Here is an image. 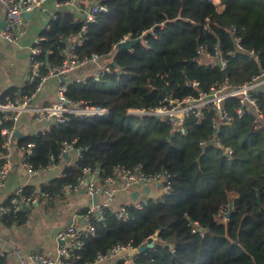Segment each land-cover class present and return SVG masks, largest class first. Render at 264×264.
Wrapping results in <instances>:
<instances>
[{"label": "trees", "instance_id": "trees-1", "mask_svg": "<svg viewBox=\"0 0 264 264\" xmlns=\"http://www.w3.org/2000/svg\"><path fill=\"white\" fill-rule=\"evenodd\" d=\"M221 1L222 12L213 0H79L57 11L41 33L43 60L60 66L66 59V39L74 40L82 32L78 9L87 11L95 2L106 5L108 11L88 24L77 53L81 59L91 54L107 57L114 70L96 82L78 73L86 67L79 68L65 83L68 98L105 107L108 117H70L18 140L20 148L34 144L28 162L35 169H47L52 156L57 163L62 142H75L80 151L73 165L41 189L61 190L82 177L86 168L98 172L100 184L119 166L141 168L146 174L166 172L170 180L169 192L148 199L142 208L126 205L125 219L113 209L104 210V221L93 215L96 232L86 240L78 264H93L118 244L149 246L135 257V264H264V130L254 129V116H236L238 101L231 99L226 106L232 120L217 134L211 114L189 119L180 130L157 116L128 114L130 109L158 107L169 93L176 98L196 94L186 82L199 81L201 90L208 91L224 77L239 86L264 70V0ZM151 29L156 35L149 33ZM235 35L241 36L244 51L232 56ZM126 36L138 42L131 49L113 51ZM201 45L212 54L220 48L227 59L225 71L197 54ZM78 77L85 81L78 82ZM33 90L29 86L26 93ZM16 94L10 91L0 100ZM257 99L264 114V94ZM216 137L233 149L232 158L216 146ZM33 189L24 188L23 193ZM231 198L234 208L226 219L223 213ZM26 219L22 211L3 221L12 225Z\"/></svg>", "mask_w": 264, "mask_h": 264}, {"label": "built area", "instance_id": "built-area-1", "mask_svg": "<svg viewBox=\"0 0 264 264\" xmlns=\"http://www.w3.org/2000/svg\"><path fill=\"white\" fill-rule=\"evenodd\" d=\"M4 7L5 25L1 30V37L11 45H19L24 38L28 22L25 19V14L44 8L51 2L59 10L65 6H75L79 0H68L61 2L59 0H0ZM204 1V0H201ZM106 5L99 2L93 5L78 17L83 22L81 34L74 40L68 37L69 42L66 50V59L60 66H51L46 63L42 56L43 48L40 46L45 41V37L38 36L34 40L31 47V72L28 78V85L33 86L32 93L16 94L13 98L8 97L5 101L0 100V190L3 189L11 174L13 163L11 160L12 148L14 147L16 136V125L20 117L25 114H31L36 121H48L52 123H65L70 117L80 119L89 118H105L108 117L109 111L105 107L96 106L88 101H76L68 98L67 86L62 84L57 91L56 101L50 105H34L36 94L40 92L51 77L56 76L55 73L68 77L73 71L87 66H96V72L91 76L96 82H100L105 75L113 73L111 63L107 57H102L98 54H91L84 58H79L77 48L82 45L88 24L96 22L100 12H106ZM56 18V13L52 16ZM48 28V27H47ZM237 29L234 27L232 33L235 34ZM147 31L143 33L144 35ZM149 33L156 35L154 29ZM140 38L145 45H149L147 39ZM136 39L126 36L118 44L113 45L115 51L120 44L132 42ZM235 49L230 54L235 56L239 52L244 51L242 38L239 35L234 36ZM215 54L207 51L205 46L197 48V54L200 57L206 58L213 65H218L221 70L225 71L227 67V59L220 50L215 48ZM251 57L255 61H259V56L251 51ZM46 69V72L43 69ZM57 77V76H56ZM78 82L85 81L83 78H77ZM187 87L196 91V94L188 95L183 98H176L168 94L161 104L152 109H130L129 115L139 116H157L162 118L168 125L175 130L183 129L187 121L191 118L198 120L203 119L206 114H211V125L218 134L220 129L228 125L232 117L226 106V102L231 99H237L238 107L236 108V116L243 118L245 116H254V129L264 130V114L261 110L257 96L264 94V70L253 76L250 81L239 86H233L228 82L227 77L222 81H217L211 85L208 91L201 90L199 81L186 82ZM217 147L223 148L225 153L232 158L233 149L225 147L219 137L215 138ZM205 142H201L200 146H204ZM34 144L30 143L26 148H22L23 162L30 174H37L43 169H35L28 159L33 156ZM76 150L75 142H62L59 158H64L71 151ZM51 164L55 162V157H51ZM120 180L125 188L132 187L144 188L146 186L156 185L161 181L162 194L168 193L170 190L169 175L166 172L154 174H146L141 168L134 170L125 167H117L113 177H108L100 184L98 172L96 170L86 168L84 174L75 183L65 186L63 189L53 193L43 191L41 189H33L30 193L24 194L23 190H19L11 196L8 203L0 205V221L7 216L17 215L24 211L25 207L36 204L39 200H48L53 197H61L67 191L81 192L85 191L91 197L98 195L102 189L104 200L90 206L83 214V224H70L61 229L57 234L58 247L57 256L55 258L39 254V253H24L20 248L12 249V252L17 256L19 264H78L81 259V252L85 247L86 240L96 232V226L93 222V215L98 221H104V210L113 209L116 215L125 219L127 216L126 205L118 209H114L113 203L116 199V191L113 184ZM145 201H140L134 205L137 208H142ZM197 224V223H196ZM196 228V227H195ZM194 232L197 231L193 229ZM8 250L0 248V258H6ZM139 254V248L133 247L130 244H118L111 248L106 254H99L95 263L111 258H119L122 264H135V257ZM127 256V257H126ZM94 264V263H93Z\"/></svg>", "mask_w": 264, "mask_h": 264}, {"label": "crops", "instance_id": "crops-1", "mask_svg": "<svg viewBox=\"0 0 264 264\" xmlns=\"http://www.w3.org/2000/svg\"><path fill=\"white\" fill-rule=\"evenodd\" d=\"M213 2L219 12L225 9L221 0H213ZM57 11L58 9L52 2L35 11L27 19V31L21 43L11 45L1 37V30L5 25V14L0 1V98L10 91L24 94L29 89L27 81L31 72V47L35 38L41 36L43 30L48 27L50 20L53 19L52 16ZM78 12L80 16L82 14L80 9ZM84 71L83 78L90 77L96 72V66H88ZM61 85L62 82L58 77H51L44 88L36 94L34 105H50L55 102L57 91ZM51 124L52 122L48 121H36L31 114L25 113L16 125V132L21 135V138H24L45 131ZM21 138H17L12 148L13 168L6 186L0 190V205H4L11 196L24 188L41 189L44 185L60 177L64 168L73 165L80 155L79 150H73L47 169L37 174H30L23 162L22 148L18 146V140ZM113 187L116 191V199L113 203L115 209L146 199L157 198L162 193L157 185L146 186L149 187V194L146 193V187L127 189L120 180H117ZM103 200L104 196L100 193L95 202L94 196L91 197L84 190L77 193L67 191L61 197L41 199L36 204L29 206V210L24 209L27 219L23 223L7 225L3 221L4 219L1 220L0 248L8 250L5 264H19L17 256L12 252L14 248H20L24 253L34 252L55 258L57 256L58 232L72 223L83 224L84 212L90 206ZM94 264H122V262L119 258H111Z\"/></svg>", "mask_w": 264, "mask_h": 264}, {"label": "water", "instance_id": "water-1", "mask_svg": "<svg viewBox=\"0 0 264 264\" xmlns=\"http://www.w3.org/2000/svg\"><path fill=\"white\" fill-rule=\"evenodd\" d=\"M33 13H35V11L30 12V13H26L25 16H24L25 19L27 20ZM4 24H5V22H4ZM137 42H138V40L137 41L123 43V44L119 45V48H121V49H131V47ZM55 75L61 80L62 84H65V83H67L69 81V77H64V76L58 74L57 72L55 73ZM16 136H17V138H21V135L18 132H16ZM156 185H157V187H160L161 186V181H158ZM145 190H146V193L149 194V187H146ZM99 193L102 194V189H100ZM94 198H95V202H96L97 195H95ZM233 208H234V198H231L230 202H229L228 212L223 213V216L226 219L230 218V216H231V214L233 212ZM25 210H29V208L25 207ZM157 235H158V231L156 232L155 236H157ZM148 248H149L148 245L141 246L139 248V254H142V253L146 252L148 250Z\"/></svg>", "mask_w": 264, "mask_h": 264}, {"label": "rangeland", "instance_id": "rangeland-1", "mask_svg": "<svg viewBox=\"0 0 264 264\" xmlns=\"http://www.w3.org/2000/svg\"><path fill=\"white\" fill-rule=\"evenodd\" d=\"M82 72H85V71H78V73H82ZM83 76H84V75H83ZM145 201H147V199H146Z\"/></svg>", "mask_w": 264, "mask_h": 264}]
</instances>
